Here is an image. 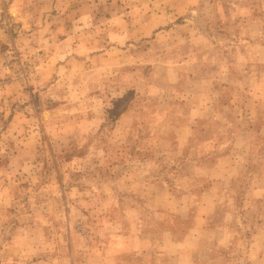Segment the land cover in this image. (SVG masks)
Returning <instances> with one entry per match:
<instances>
[{"label": "rangeland", "instance_id": "rangeland-1", "mask_svg": "<svg viewBox=\"0 0 264 264\" xmlns=\"http://www.w3.org/2000/svg\"><path fill=\"white\" fill-rule=\"evenodd\" d=\"M0 264H264V0H0Z\"/></svg>", "mask_w": 264, "mask_h": 264}]
</instances>
